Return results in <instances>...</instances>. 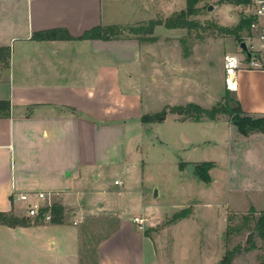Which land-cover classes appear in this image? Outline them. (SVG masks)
<instances>
[{"label": "crops", "instance_id": "crops-1", "mask_svg": "<svg viewBox=\"0 0 264 264\" xmlns=\"http://www.w3.org/2000/svg\"><path fill=\"white\" fill-rule=\"evenodd\" d=\"M162 5L174 8L163 11ZM177 5L174 0H0V48L9 49V66L0 68V100L10 104L8 116L0 117V213L25 215V205L15 196L39 192L52 195L64 210L61 224L39 219L27 227L0 225V264H218L228 250L227 214L244 215L250 209L256 217L264 214V173L256 175L247 169L249 172L235 177L227 187L220 162L209 171L208 184L194 173L184 175L189 165L215 164L206 158L180 162L187 164L183 170L178 164L177 194L186 201L174 212L161 213L149 204L127 217V207L117 202L86 208L91 200L87 192L90 182L128 172L130 165L141 166L134 154L139 130L156 124L140 121L152 115L144 99L152 97L158 77L162 81L167 75L173 88L182 86L183 65L190 57L181 51L180 57L172 54L158 61L147 60L156 43L179 48V33H173L182 30L161 26L154 33L158 28L169 33L154 35L153 43H140L135 37L107 41L78 38L96 27L139 25L143 23L142 11L150 12L149 8L153 19H165L184 10L185 5L176 9ZM257 23L258 31L264 30V18ZM48 31H65L72 40L33 38ZM259 56L258 62L264 66V53ZM238 59L241 65L228 90L244 114L264 116V69ZM146 70L152 87L145 84ZM225 86L226 76L218 100ZM201 87L203 92L208 90L204 82ZM186 99L184 105L191 104L189 96ZM169 116L173 122L186 123L175 120L174 115L166 120ZM196 124L203 129L206 125L228 127L229 138L240 146L236 148L240 160L264 161V133L243 137L223 120ZM193 189L198 190L197 203L205 211L224 209L221 221L216 225L214 220L215 227L203 229L209 215L189 202ZM227 194L234 195L233 199L225 200ZM186 209H190L187 217L164 223ZM135 216L144 218L148 232L137 229L132 222ZM99 217L112 219L115 227L93 243L88 241L92 235L84 223ZM255 245V250L243 252V258L254 254L257 264H264V250ZM240 258L237 254L233 264H239Z\"/></svg>", "mask_w": 264, "mask_h": 264}, {"label": "rangeland", "instance_id": "rangeland-1", "mask_svg": "<svg viewBox=\"0 0 264 264\" xmlns=\"http://www.w3.org/2000/svg\"><path fill=\"white\" fill-rule=\"evenodd\" d=\"M174 2L178 4L175 7L176 9L184 8L185 0H174ZM253 5L254 1L252 0L248 5L227 4L226 7L220 3V0H201L197 4V8L199 9L198 15L191 18L199 26L189 32V34L184 30L173 33L175 35L179 33L177 38L179 48L175 47V44L161 46V43H156L151 46L149 55H146L147 60L158 61L161 57H171L170 55L172 54L179 55L180 57L181 51L183 53V46L180 44V39H186L185 47L190 58L183 65L184 73L182 77L185 82L182 86L173 88L168 81L170 78L165 74L164 79L160 81V77H158V84L152 87L153 83L149 81V70H146V76H144L146 77L145 84L147 87L153 88L151 93L152 97L144 99L147 102V112L149 114L158 113L166 106L184 105L186 104V100H188L186 99L188 96L191 104H197L204 109H210L220 102L221 100H218V89L225 77L223 59L226 55L231 54L237 56L243 59L242 64L250 65L252 68L264 69L263 65L260 66L258 59L256 62L259 66H252L251 60H246L245 55L239 49L240 43L245 42L249 51L254 52L253 40L261 34H264L263 29L259 31L243 29L241 32L236 33V38L234 35L224 33L220 30L221 28H226L235 31V27L241 19L252 15L254 11ZM208 7H212V10L208 11ZM170 8L173 9L174 5L169 8L162 5L163 11H169ZM149 9L150 12L148 10L147 12L142 11L141 20H143V23L141 24L155 20L153 19L154 17L150 16L153 9ZM116 10H118L117 7H115ZM167 33L169 31L158 28L153 35L159 36L166 35ZM260 54L262 53H255L258 58ZM145 67L147 69V66ZM0 68H3V66L0 65ZM203 82L208 86L206 92H203V88L201 87ZM224 88L228 89L226 86ZM174 118L178 121L181 120V117L178 116H174ZM221 120L231 124L230 118L226 116H219L213 122ZM203 128L202 125H197L191 121H186V123L181 124L173 122L170 118L164 123L152 124L146 129L139 130L141 132H139L140 135L137 141L138 150L135 149L134 154L135 160L141 166L135 167L130 165L128 172L113 173L90 182L87 192L91 200L86 203V208L97 207L103 202L107 204L117 202L118 204L123 203L127 207V217L132 216V214H138L142 206L149 204L155 206L161 213L174 212L184 200L186 201V199H180L177 194L179 180L177 166L180 162H186L189 159L202 162L206 158V160L215 161V164L212 162L214 165H217L219 162L222 163L225 167L226 187L229 182L233 183L235 177L241 175L244 171L249 172L250 170L256 175L264 173V161L262 159H260L259 163H255L251 159L240 160L239 154L236 156V148H240V146L234 144V138H229L228 127L220 124L218 128L211 125H206L205 129ZM131 133L134 135L135 131L132 130ZM158 140L162 141V144ZM230 142L232 145L231 153ZM132 162L133 160L131 164ZM247 169L249 170L247 171ZM183 172L187 177H191L193 174L186 170ZM115 180L121 182V184H114ZM124 191L128 193L120 194ZM155 191L158 193L157 198H154ZM191 192L194 197L189 202L200 205L199 207L202 208V204L197 203L200 198L196 193L198 190L193 189ZM233 196L227 194L225 200L233 199ZM221 200L224 199L221 198ZM188 210L190 211V209ZM223 211L224 209L222 207H219V209L211 208L206 211L202 208V213L209 215V220L202 223L203 229H207L211 225L215 227V224L217 225L221 221ZM15 217L24 219L28 223L39 220L38 218L33 220L27 219L24 214H16ZM227 217V227L231 232L226 239L228 250L236 246H248L246 239L251 232L253 233L254 228L252 218L245 220L249 217V214L241 215L232 212H229ZM253 218L256 219L257 217L253 215ZM170 220L171 217L166 219L164 223ZM214 220L215 222L217 221L215 224ZM84 225L87 227V232L92 235L91 240L88 241H92L93 243L115 227L112 219L104 217L86 221ZM144 225L145 230L143 232H148L149 228H147L146 222ZM156 227H159V224ZM254 242L260 246V249L264 250L263 242H260L256 237H254ZM239 254L242 257L240 258L241 260L239 259V264H257V261H259L257 257H254V254L245 260L243 258L244 253L240 252Z\"/></svg>", "mask_w": 264, "mask_h": 264}, {"label": "trees", "instance_id": "trees-1", "mask_svg": "<svg viewBox=\"0 0 264 264\" xmlns=\"http://www.w3.org/2000/svg\"><path fill=\"white\" fill-rule=\"evenodd\" d=\"M201 0H186L184 10L173 14L172 16L161 19L157 18L151 20L145 24H139L137 26L121 27V26H109V27H96L89 31H86L78 40H116L126 37H135L140 43H153L156 41L154 37V29L161 26L167 30H184L188 34L199 25L191 18L197 16L199 9L197 4ZM251 0H220L221 4H235V5H248ZM256 17L249 16L240 20L239 24L235 27V31L231 29L221 28L224 33L234 35L237 37L238 32L243 29L251 30L250 25L255 22ZM35 40H72L65 31H48L43 33H37L33 35ZM186 39H180V44L183 46V55L188 57L189 53L185 47ZM251 58L246 57V60L250 61ZM0 64L4 68L9 66V49L0 48ZM10 104L8 101L0 100V117L8 116ZM168 115H174L181 117L180 122L191 121L194 123L202 122L203 120L215 121L219 116H226L230 118L232 125L236 127L237 133L240 136L247 137L252 133H264V116L251 117L242 112L239 102L236 100L234 94L228 89L224 90L223 97L220 102L211 107L210 109H204L197 104H187L184 106H166L162 111L143 116L140 121L143 124H161ZM187 164L180 163L179 168L183 170ZM214 167L212 162H204L195 165L194 175L203 183H210L211 179L209 171ZM63 207L54 203L51 207V222L53 224H61L63 222ZM189 210H182L179 213L174 214L171 220L166 223H173L177 220L183 219L188 216ZM249 218L254 221L253 233L251 232L247 239L246 244L248 246L241 247L236 246L231 250H227L224 256L221 258L218 264H233V260L240 252H249L256 249L254 237L261 241H264V214H260L256 219L253 218L255 211L250 209ZM0 225L8 227H27L30 225L24 219H18L11 214L0 213ZM227 228L226 239L231 234Z\"/></svg>", "mask_w": 264, "mask_h": 264}, {"label": "built area", "instance_id": "built-area-1", "mask_svg": "<svg viewBox=\"0 0 264 264\" xmlns=\"http://www.w3.org/2000/svg\"><path fill=\"white\" fill-rule=\"evenodd\" d=\"M254 6L255 10L252 14V16L256 17L255 22H253L250 25V29L253 31H257L259 29L258 26V19L264 18V0H254ZM256 40L259 45L255 46L253 45L254 52L257 53H264V34H261L259 37H257ZM250 51L252 55L251 65L254 67L259 66L257 61V56L255 53ZM255 56V58H253ZM241 61L234 55H226L223 59V68L226 76V84L228 89L229 84V78L234 77L237 69L240 67ZM116 185H119L118 182H115ZM16 197V200L20 201L25 205V217L27 219L33 220V219H41L43 222H50L51 221V207L54 204V197L50 194L46 193H21L18 194ZM132 222L137 225V229L140 232H143L145 230V220L143 217L135 216L132 218Z\"/></svg>", "mask_w": 264, "mask_h": 264}, {"label": "water", "instance_id": "water-1", "mask_svg": "<svg viewBox=\"0 0 264 264\" xmlns=\"http://www.w3.org/2000/svg\"><path fill=\"white\" fill-rule=\"evenodd\" d=\"M211 10H212V7H208V11H211ZM239 49L245 55V57L252 58V54L250 53V51L248 49V46H247V44L245 42H241L240 43ZM186 170L191 172V173H194L195 167L193 165H189L186 168ZM157 197H158V193H157V191H155L154 192V198H157Z\"/></svg>", "mask_w": 264, "mask_h": 264}, {"label": "bare ground", "instance_id": "bare-ground-1", "mask_svg": "<svg viewBox=\"0 0 264 264\" xmlns=\"http://www.w3.org/2000/svg\"><path fill=\"white\" fill-rule=\"evenodd\" d=\"M232 78H233V77H230V78H229V81H228V84H229V87H230V88H231V86H230V85H231V84H230V81L232 80ZM232 87H234V84H233V83H232Z\"/></svg>", "mask_w": 264, "mask_h": 264}]
</instances>
